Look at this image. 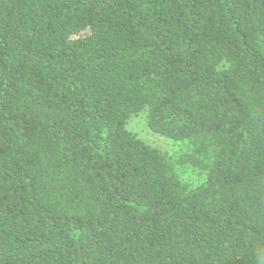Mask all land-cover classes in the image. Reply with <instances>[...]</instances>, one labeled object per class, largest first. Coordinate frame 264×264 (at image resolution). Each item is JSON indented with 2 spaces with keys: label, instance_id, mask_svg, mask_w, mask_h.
Segmentation results:
<instances>
[{
  "label": "trees",
  "instance_id": "1",
  "mask_svg": "<svg viewBox=\"0 0 264 264\" xmlns=\"http://www.w3.org/2000/svg\"><path fill=\"white\" fill-rule=\"evenodd\" d=\"M0 264H264V0H0Z\"/></svg>",
  "mask_w": 264,
  "mask_h": 264
},
{
  "label": "rangeland",
  "instance_id": "2",
  "mask_svg": "<svg viewBox=\"0 0 264 264\" xmlns=\"http://www.w3.org/2000/svg\"><path fill=\"white\" fill-rule=\"evenodd\" d=\"M146 116L147 114L144 112L141 115L133 118L129 123V129L153 147H158L170 153L178 151L181 148L180 145L175 144L161 136L152 134L149 131L146 124Z\"/></svg>",
  "mask_w": 264,
  "mask_h": 264
}]
</instances>
